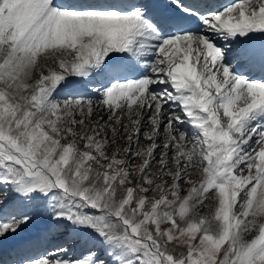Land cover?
Here are the masks:
<instances>
[{
  "label": "snow or ice",
  "instance_id": "obj_1",
  "mask_svg": "<svg viewBox=\"0 0 264 264\" xmlns=\"http://www.w3.org/2000/svg\"><path fill=\"white\" fill-rule=\"evenodd\" d=\"M0 264H264V0H0Z\"/></svg>",
  "mask_w": 264,
  "mask_h": 264
},
{
  "label": "rangeland",
  "instance_id": "obj_2",
  "mask_svg": "<svg viewBox=\"0 0 264 264\" xmlns=\"http://www.w3.org/2000/svg\"><path fill=\"white\" fill-rule=\"evenodd\" d=\"M93 119H95V117H93ZM141 142L143 143V138L141 137ZM205 211H207V209H205ZM36 225V224H35ZM30 227V226H29Z\"/></svg>",
  "mask_w": 264,
  "mask_h": 264
},
{
  "label": "bare ground",
  "instance_id": "obj_3",
  "mask_svg": "<svg viewBox=\"0 0 264 264\" xmlns=\"http://www.w3.org/2000/svg\"><path fill=\"white\" fill-rule=\"evenodd\" d=\"M36 227H37V228H38V227H41V225L38 224L37 226H35V227H33V228H36ZM34 230H35V229H33V231H34Z\"/></svg>",
  "mask_w": 264,
  "mask_h": 264
}]
</instances>
